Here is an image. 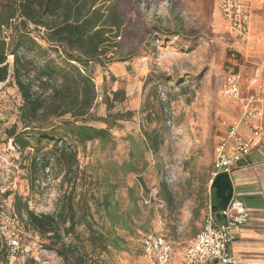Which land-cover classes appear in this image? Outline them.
<instances>
[{
	"label": "rangeland",
	"instance_id": "374dc122",
	"mask_svg": "<svg viewBox=\"0 0 264 264\" xmlns=\"http://www.w3.org/2000/svg\"><path fill=\"white\" fill-rule=\"evenodd\" d=\"M113 1L122 19L117 49L107 54L109 61L88 68L96 97L87 124L106 128L107 141L79 143L64 137L72 153L70 166L56 158L43 166L64 143L56 133V146L52 140L37 142L35 122L30 145L10 150L6 129L15 125L21 131L23 102L12 79L0 83V154L13 158L19 168L10 206L23 224V243L31 248L14 256L1 253L0 264H146L141 239L157 218L177 259L201 229L211 201L215 147L227 129L224 115L230 109L220 91L241 61L230 46L235 36L217 0ZM45 57L55 54L48 50L35 60ZM241 80L243 84V76ZM116 90L124 98L108 108L106 100ZM66 118L48 122L58 125ZM139 138L145 143L142 150ZM133 154L142 156L137 170L128 171L124 163ZM106 193L123 222L111 225L104 217L99 204ZM15 196L36 214H64L73 205L70 232L61 240L53 238L55 247L67 246L61 249L65 260L49 238L24 226L25 217L18 216L12 203ZM69 223L61 225V233ZM89 230L102 232L106 244L94 243Z\"/></svg>",
	"mask_w": 264,
	"mask_h": 264
},
{
	"label": "trees",
	"instance_id": "16d2710c",
	"mask_svg": "<svg viewBox=\"0 0 264 264\" xmlns=\"http://www.w3.org/2000/svg\"><path fill=\"white\" fill-rule=\"evenodd\" d=\"M121 25L122 19L113 0H0V83L12 79L23 102L21 131L17 132L15 125L6 129L7 138L15 148L23 151L30 145L35 122L39 124L37 142L52 140L56 146L58 140L64 143L63 138L68 136L79 143L108 140L106 128L87 124L96 97L88 68L90 64L110 60L107 54L117 49ZM48 50L54 52L55 58L45 57L43 62L35 60ZM29 52H33L32 57L26 56ZM8 56H12L11 63ZM123 98L122 91H113L111 101L106 100L107 107ZM63 116L67 118L58 125L48 122ZM43 123L47 126L42 127ZM55 133L60 135L58 140L52 138ZM138 142L142 150L144 140L139 138ZM68 149L65 143L57 147L59 154L50 155L43 166L56 158L69 167L72 153ZM141 156L133 154L130 161L124 163L129 166L128 171L137 170L135 163ZM31 161L35 163V159ZM211 195L213 208L218 202L213 189ZM13 204L18 216L25 217L24 226L43 239L49 238L52 249L65 260L61 249L67 246L55 247L53 238L61 240V235L70 232L73 205L67 207L64 214L60 211L36 214L17 196ZM115 206L116 202L107 193L99 204L111 225L123 222V214ZM68 220L69 226L61 233V225ZM89 231L94 243L106 244L102 232Z\"/></svg>",
	"mask_w": 264,
	"mask_h": 264
},
{
	"label": "built area",
	"instance_id": "2783aa9c",
	"mask_svg": "<svg viewBox=\"0 0 264 264\" xmlns=\"http://www.w3.org/2000/svg\"><path fill=\"white\" fill-rule=\"evenodd\" d=\"M217 9L229 32L246 41L253 0H217ZM241 81L238 72H229L227 83L220 91L224 97L236 101L239 118L227 126L216 144L211 181L219 173H227L231 180L232 171L252 152L256 142L259 144L264 141V129L261 127H252L251 134L246 138L237 132L242 121L262 116L260 90L256 87L252 93L244 94ZM8 144L10 150L16 149L10 140ZM18 170L13 158L0 154V254L6 253L9 256L31 250L30 246L23 243L20 231L23 224L16 219L10 206L14 178ZM216 214H219L220 220H217ZM248 220L247 208L232 191V196L224 208L213 210L212 205L207 207L200 231L179 253L177 261L172 245L161 229V218H157L156 225L143 234L142 256L146 264H245L236 258L230 245Z\"/></svg>",
	"mask_w": 264,
	"mask_h": 264
},
{
	"label": "crops",
	"instance_id": "0c3cea01",
	"mask_svg": "<svg viewBox=\"0 0 264 264\" xmlns=\"http://www.w3.org/2000/svg\"><path fill=\"white\" fill-rule=\"evenodd\" d=\"M232 35L235 37L230 39V46L241 60L237 71L243 76L242 93H252L256 87L261 92L262 116L238 125V134L246 138L251 134L252 127L264 129V0H253L247 40ZM227 100L230 101V109L224 115L226 127L239 118L236 101ZM256 143L252 152L231 173L233 191L247 208L249 220L230 249L245 264H264V141ZM209 205H212V195L207 207Z\"/></svg>",
	"mask_w": 264,
	"mask_h": 264
},
{
	"label": "water",
	"instance_id": "95a60500",
	"mask_svg": "<svg viewBox=\"0 0 264 264\" xmlns=\"http://www.w3.org/2000/svg\"><path fill=\"white\" fill-rule=\"evenodd\" d=\"M210 187L214 189L215 197L218 199L217 204L213 207V210L224 208L229 202L233 187L231 180L227 173H219L211 181ZM217 220H220L219 214H216Z\"/></svg>",
	"mask_w": 264,
	"mask_h": 264
}]
</instances>
